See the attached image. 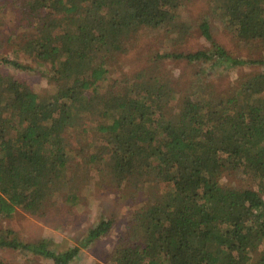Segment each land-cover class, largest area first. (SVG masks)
Segmentation results:
<instances>
[{
    "label": "trees",
    "instance_id": "1",
    "mask_svg": "<svg viewBox=\"0 0 264 264\" xmlns=\"http://www.w3.org/2000/svg\"><path fill=\"white\" fill-rule=\"evenodd\" d=\"M189 1L0 0V10L20 13L13 33L0 29V50L9 45L16 56L0 55V65L48 64L41 72L52 85L38 91L20 73L0 71V216L48 217L55 198L85 206L80 188L97 177V186L139 204L105 264H264V71L244 72L226 90L209 83L206 69L185 89L156 71L158 59L230 69L264 65V55L234 57L209 17L179 22ZM207 2L225 30L264 45V0ZM191 25L210 50L159 53L135 77L110 78L145 29L181 41ZM228 170L242 184L224 183ZM112 225L102 218L66 250L8 228L0 248L71 264Z\"/></svg>",
    "mask_w": 264,
    "mask_h": 264
},
{
    "label": "rangeland",
    "instance_id": "2",
    "mask_svg": "<svg viewBox=\"0 0 264 264\" xmlns=\"http://www.w3.org/2000/svg\"><path fill=\"white\" fill-rule=\"evenodd\" d=\"M210 8L207 0H190L178 21H187L188 24L192 22L199 23L204 17H209L214 38L234 57L247 59L248 57L259 58L264 55L263 43L241 40L235 34L225 30L215 19ZM19 20L20 13L14 5L11 7L5 6L0 10V29L2 32L13 33ZM191 26L189 32L181 41H178L176 35L167 31L157 32L145 29L141 36H136L137 39L134 40V45L129 53L123 55L120 65L110 72V78H120L126 75L131 78L135 77V71L149 64L151 58H155L159 53L210 50L211 42L203 36L200 28ZM22 33H19L20 36ZM0 55L8 56L10 59L16 58L9 45H5V48L0 50ZM21 57L22 62L31 63L27 55L24 54ZM212 65V62L205 64L198 61H188L187 59L166 58L165 60L158 59L156 61V71L171 77L179 89H185L197 72L206 69L213 72L209 83L220 90L228 89L230 84L244 72L250 70L264 71V65L260 64L254 66L242 65L230 69L219 64L211 69ZM34 68V70L17 72L13 68L0 65V71L20 73L38 91H43L46 88L50 89L52 85L47 82L46 74L41 72L47 70L49 65H36ZM174 109L171 105L170 110ZM242 179L235 171L228 170L224 174L223 182L239 185L242 184ZM96 180H98L97 177H94L89 182L88 178L87 184H83L80 188V194L86 198L85 206L69 208V205L62 198H55L54 205L52 204L45 209L49 214L48 217L37 218L22 210H19L13 217L0 216V234L11 228L16 231L17 236L24 242H37L41 239H47L51 248L66 250L75 244H80L81 239L87 236L89 230L95 224L102 218L108 217L113 220L110 231L88 247H83L78 257L71 263L105 264V256L113 251L115 243L124 233L128 218L139 204L132 200L131 196L125 195L124 191L115 190L111 185L97 186ZM0 257L4 260L3 262L0 259L2 261L0 264H10L9 262L13 261L17 264H26V262L27 264H55L52 259L45 258L42 255H36L27 260L23 251L12 248H0ZM254 257L257 258L258 256Z\"/></svg>",
    "mask_w": 264,
    "mask_h": 264
}]
</instances>
